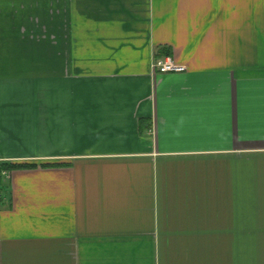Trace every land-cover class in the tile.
Returning a JSON list of instances; mask_svg holds the SVG:
<instances>
[{"label":"crops","instance_id":"1","mask_svg":"<svg viewBox=\"0 0 264 264\" xmlns=\"http://www.w3.org/2000/svg\"><path fill=\"white\" fill-rule=\"evenodd\" d=\"M0 172V264H264V0H0Z\"/></svg>","mask_w":264,"mask_h":264},{"label":"built area","instance_id":"2","mask_svg":"<svg viewBox=\"0 0 264 264\" xmlns=\"http://www.w3.org/2000/svg\"><path fill=\"white\" fill-rule=\"evenodd\" d=\"M154 72L160 73H169V72H183L186 70V66L177 63L170 56H165L158 58L154 61L153 65ZM7 171H4L3 174L7 175Z\"/></svg>","mask_w":264,"mask_h":264},{"label":"trees","instance_id":"3","mask_svg":"<svg viewBox=\"0 0 264 264\" xmlns=\"http://www.w3.org/2000/svg\"><path fill=\"white\" fill-rule=\"evenodd\" d=\"M35 164H31V163H21V162H14V163H6L3 164L2 167L5 170H10V169H18V168H26V167H34ZM3 176L0 172V193L2 191L3 188Z\"/></svg>","mask_w":264,"mask_h":264}]
</instances>
